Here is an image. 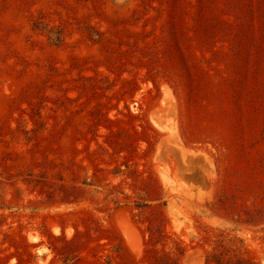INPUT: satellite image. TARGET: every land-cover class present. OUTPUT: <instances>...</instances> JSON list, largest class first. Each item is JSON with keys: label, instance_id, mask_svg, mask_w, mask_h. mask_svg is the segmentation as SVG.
<instances>
[{"label": "rangeland", "instance_id": "1", "mask_svg": "<svg viewBox=\"0 0 264 264\" xmlns=\"http://www.w3.org/2000/svg\"><path fill=\"white\" fill-rule=\"evenodd\" d=\"M0 207V264H264V0H0Z\"/></svg>", "mask_w": 264, "mask_h": 264}, {"label": "trees", "instance_id": "2", "mask_svg": "<svg viewBox=\"0 0 264 264\" xmlns=\"http://www.w3.org/2000/svg\"><path fill=\"white\" fill-rule=\"evenodd\" d=\"M56 41H58V40H56ZM244 67H246V69H244L245 73L244 74L243 73L242 74L239 73L241 71V69L243 70V66H241L237 70V72H236V74L238 73L237 74V77L233 78V81H232V83L234 85L233 88L236 89V90H238V91H240V92H242V91L245 92L247 90V87L252 85V81H251V78L252 77H251V74H249L248 65L245 63L244 64ZM173 80H168V81L172 84L174 90L176 91L175 83H177L178 85H180V78L175 77ZM242 98H243V96H242ZM241 100L240 99H236L234 101V104H233L234 110H231L230 107L228 106L227 110L223 111L224 113L225 112L228 113V117H229L230 123L229 122H226V121H224V122H217L220 125V127H218V129L216 131H212L211 132L212 135H213L212 136L213 139H216L215 140L216 143L215 142L214 143H215V148L218 151L219 155L223 154V151L225 150V147L224 146H222V148H220V145H224L225 136H229L230 137L231 136L230 132L231 133L232 132L234 133V131L237 130V127H236L237 122H236V117H234V115H236V113L238 115H240V113H241V107L239 106V105H241L240 104L241 103ZM245 105L247 106V104H245ZM246 106H243L242 105V109H245L244 107H246ZM235 111H236V113H235ZM221 115L225 116L224 114H221ZM210 120H213V117H210ZM185 139H186V142H189L187 140V138H185ZM237 140H239L240 142H243L244 143L243 140H240V139H237ZM217 156L218 155H215L216 164H217L218 169H220V162H219L220 160L217 158ZM41 177L42 176H40L39 178H36V179H38V180H36L37 181L36 183L39 184L41 182V181H39V180H41ZM81 185H82V189H91L90 191L92 192V182L91 181H88L86 179V180H84L82 182ZM78 186H80V185H78ZM160 189L162 191V188H160ZM93 193L99 194L100 192L98 190H96ZM115 200H116L115 201V204H118L120 198H117ZM84 201H85V203L87 205H90L89 202H86V201H89L88 199H86ZM158 201H160V200H158ZM65 206L66 205H64L62 207H56V209L64 210L65 209ZM135 206L138 209L150 207L147 204H141V205L136 204ZM0 208L1 209H5L7 207H0ZM67 208H69V207H67ZM117 208H119V207H117ZM254 208H256V206ZM49 209H50V207H49ZM222 240H224V239H222ZM224 241H226V240H224ZM234 241H237L238 243H243L240 238L234 239ZM147 242H148V240H146V242H145L146 245H147ZM220 244H222V243H220ZM227 244H228V241H226V243H224V245H219V243L217 241L216 242H213L212 250L206 253V261H207V264H210V263H214V264H253L251 262V260L246 259V258H244L242 256H236V257L231 256L229 254V251L227 250V248H228L227 247ZM116 249H118V247ZM183 255H184V250L182 248H177L176 260H175L174 264H181V260L183 258ZM131 260H133V259L131 258Z\"/></svg>", "mask_w": 264, "mask_h": 264}, {"label": "water", "instance_id": "3", "mask_svg": "<svg viewBox=\"0 0 264 264\" xmlns=\"http://www.w3.org/2000/svg\"><path fill=\"white\" fill-rule=\"evenodd\" d=\"M162 147H164V146H162ZM193 154H195V153H193ZM181 159H182V162L184 164H187V165H193V164H197L199 162V159L197 156L191 155L187 152H185V154L182 153Z\"/></svg>", "mask_w": 264, "mask_h": 264}]
</instances>
